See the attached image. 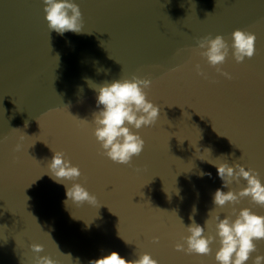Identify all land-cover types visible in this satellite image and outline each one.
<instances>
[{
    "label": "water",
    "instance_id": "obj_1",
    "mask_svg": "<svg viewBox=\"0 0 264 264\" xmlns=\"http://www.w3.org/2000/svg\"><path fill=\"white\" fill-rule=\"evenodd\" d=\"M72 2L83 31L60 35L48 28L43 0H0V264H33L38 255L89 264L112 251L128 260L149 253L159 264H217L219 237L210 255L176 244L187 248L190 216L202 226L209 220L205 235H214L215 216L231 215L233 205L215 207L217 189L247 187L240 178L223 188L208 161L255 169L264 183V0ZM236 29L256 35V52L243 63L230 52L220 66L229 80L199 55L197 41L222 35L231 45ZM133 75L152 81L145 91L161 112L154 126L132 128L145 148L124 165L101 154L92 123L98 93L88 81ZM53 151L79 166L75 182L95 205L65 204V184L47 173ZM235 208L264 216L247 197ZM34 243L44 251L33 252ZM256 243L246 264L264 255V240Z\"/></svg>",
    "mask_w": 264,
    "mask_h": 264
},
{
    "label": "clouds",
    "instance_id": "obj_2",
    "mask_svg": "<svg viewBox=\"0 0 264 264\" xmlns=\"http://www.w3.org/2000/svg\"><path fill=\"white\" fill-rule=\"evenodd\" d=\"M43 3L50 32L55 31L63 35L69 31L76 34L83 31V15L78 4L72 0H43ZM231 39L232 43L229 45L222 35H216L213 38L209 34L197 41L199 55L206 58L218 73L229 80L233 79L231 73L224 71L220 66L225 63L230 52L237 63H243L246 58L251 59L256 52L257 37L250 31L236 29L231 34ZM196 71L207 79L199 64L196 65ZM90 82L92 81H88L90 87L98 93L96 105L99 110L93 112L92 123L95 125L94 136L103 150L101 154L115 163L130 165L133 157H138L145 148V140L138 132H133L132 128L139 130L142 127H152L160 117V106L150 101L145 91L151 88L152 81L133 75L131 78L104 81L102 84ZM69 114L73 116L70 112ZM79 120L88 123L87 120ZM172 136L176 135L171 134L169 141ZM21 148L22 145L17 144L15 150L20 151ZM53 152L47 173L55 182L65 184L67 196L65 204L69 205L71 201L77 206L95 205L97 197L81 183L75 182L82 176L79 166H74L70 159H66L65 153ZM208 162L217 168L218 176L223 181V188H228L234 180L239 182L240 178L247 181V187L241 189L239 193L233 190L225 192L222 188L217 189L213 199L215 207L223 208L231 204L233 205L231 215L223 218L220 214L215 216L217 223L214 235H205V225L209 223V220H206L205 225L202 226L190 216L192 224L185 226L190 235L183 238L187 248L184 244L178 243L176 250L183 251L187 255H210L213 251L211 245L219 237L220 246L215 254L217 264H246L252 258V254L258 251L256 242L264 240V216L256 214L250 208L237 211L235 205L247 197L252 203L264 206V183L255 169L246 170L242 164L236 163L235 166H230L228 162H224L217 166L211 161ZM206 175L211 176V173ZM64 181H73V183L69 186ZM154 241L159 242V237L154 238ZM57 248L59 250L58 245ZM31 249L39 254L44 251V246L34 243ZM65 256L71 257L70 254ZM33 264H60V262L48 255H38ZM89 264H159V261L149 253L140 255L138 259L128 260L119 252L112 251L109 255L90 261ZM253 264H264V255H256Z\"/></svg>",
    "mask_w": 264,
    "mask_h": 264
}]
</instances>
